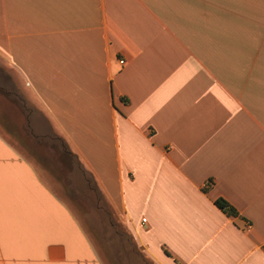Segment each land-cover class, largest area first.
Segmentation results:
<instances>
[{
    "label": "crops",
    "instance_id": "1",
    "mask_svg": "<svg viewBox=\"0 0 264 264\" xmlns=\"http://www.w3.org/2000/svg\"><path fill=\"white\" fill-rule=\"evenodd\" d=\"M0 61L150 264H264V0H0ZM51 174L0 133V264H105Z\"/></svg>",
    "mask_w": 264,
    "mask_h": 264
},
{
    "label": "rangeland",
    "instance_id": "2",
    "mask_svg": "<svg viewBox=\"0 0 264 264\" xmlns=\"http://www.w3.org/2000/svg\"><path fill=\"white\" fill-rule=\"evenodd\" d=\"M0 101L16 104L30 124L38 119L43 121L41 111L21 92L20 87L13 85L10 77L6 79L1 61ZM0 133L25 152L36 166L47 170L49 166H58L61 175L55 177L51 174V177H46V181L77 217L105 264H119L121 255L127 260L126 264H150L136 248L93 177L71 153L62 136L54 130L47 131L45 137L38 138L35 135L34 141L40 144L31 148L28 142L21 141L24 139L21 127L11 126V121L8 123L1 115ZM117 250L119 253H116Z\"/></svg>",
    "mask_w": 264,
    "mask_h": 264
},
{
    "label": "trees",
    "instance_id": "3",
    "mask_svg": "<svg viewBox=\"0 0 264 264\" xmlns=\"http://www.w3.org/2000/svg\"><path fill=\"white\" fill-rule=\"evenodd\" d=\"M216 205L230 216H235L237 214L235 209L224 200L216 201Z\"/></svg>",
    "mask_w": 264,
    "mask_h": 264
},
{
    "label": "built area",
    "instance_id": "4",
    "mask_svg": "<svg viewBox=\"0 0 264 264\" xmlns=\"http://www.w3.org/2000/svg\"><path fill=\"white\" fill-rule=\"evenodd\" d=\"M120 63H121L122 65H124V64H125V61H124V60H121Z\"/></svg>",
    "mask_w": 264,
    "mask_h": 264
}]
</instances>
